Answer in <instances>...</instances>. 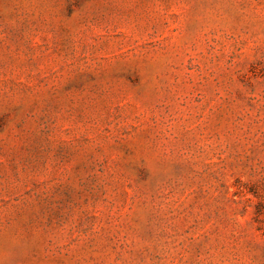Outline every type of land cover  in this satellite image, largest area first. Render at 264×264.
<instances>
[{
    "label": "rangeland",
    "instance_id": "1",
    "mask_svg": "<svg viewBox=\"0 0 264 264\" xmlns=\"http://www.w3.org/2000/svg\"><path fill=\"white\" fill-rule=\"evenodd\" d=\"M0 264H264V0H0Z\"/></svg>",
    "mask_w": 264,
    "mask_h": 264
}]
</instances>
